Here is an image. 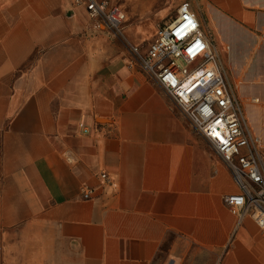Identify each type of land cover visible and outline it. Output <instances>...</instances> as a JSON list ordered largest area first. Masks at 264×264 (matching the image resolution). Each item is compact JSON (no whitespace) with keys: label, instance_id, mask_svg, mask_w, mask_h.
<instances>
[{"label":"crops","instance_id":"0c3cea01","mask_svg":"<svg viewBox=\"0 0 264 264\" xmlns=\"http://www.w3.org/2000/svg\"><path fill=\"white\" fill-rule=\"evenodd\" d=\"M115 1L146 49L136 33L167 1ZM191 5L217 31L220 14L264 31V0ZM130 61L74 0H0V264H176L191 245L264 264V227L224 201L228 167Z\"/></svg>","mask_w":264,"mask_h":264},{"label":"built area","instance_id":"2783aa9c","mask_svg":"<svg viewBox=\"0 0 264 264\" xmlns=\"http://www.w3.org/2000/svg\"><path fill=\"white\" fill-rule=\"evenodd\" d=\"M74 1L129 49V65H139L162 88L224 161L238 186L224 198L230 210L240 219L251 215L264 227L263 140L248 124L220 50L191 3L182 2L175 17L143 49L126 39L122 31L126 13L120 5L112 0ZM92 193L91 188L83 189L85 198Z\"/></svg>","mask_w":264,"mask_h":264},{"label":"rangeland","instance_id":"374dc122","mask_svg":"<svg viewBox=\"0 0 264 264\" xmlns=\"http://www.w3.org/2000/svg\"><path fill=\"white\" fill-rule=\"evenodd\" d=\"M166 1L169 14L160 25L154 30L151 24L146 23L143 30L136 33L138 37H150L146 40L147 45L156 38L159 28L175 17L180 3L192 2ZM114 2L116 3L115 0ZM217 22L220 25L219 31L210 20L205 22V29L220 50L228 75L243 102L250 126L264 137V31L260 27L247 26L227 15L220 14ZM124 29L125 22L122 31L128 41L136 44ZM217 258L214 252L199 245H191L188 251L176 257V264H215Z\"/></svg>","mask_w":264,"mask_h":264}]
</instances>
